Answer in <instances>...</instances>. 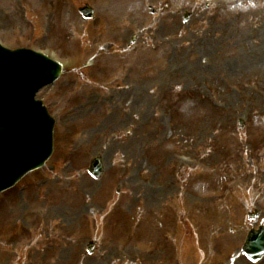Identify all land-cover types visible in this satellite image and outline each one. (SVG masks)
Instances as JSON below:
<instances>
[{"label":"rangeland","instance_id":"obj_1","mask_svg":"<svg viewBox=\"0 0 264 264\" xmlns=\"http://www.w3.org/2000/svg\"><path fill=\"white\" fill-rule=\"evenodd\" d=\"M86 3L96 9L93 20L79 13ZM185 11L192 12L187 21ZM0 35L12 47L54 49L71 66L40 94L61 122L52 163L0 201L7 221L0 241L32 245L0 249V264L36 259L40 235H28L21 224L39 210L50 206L46 224H54V212L57 224H88L79 217L83 205L71 209L63 194L91 193V205L107 211L118 189L129 190L128 206L143 203L146 197L131 191L139 181L169 199L164 221L154 222L200 224L204 240L196 254L217 246L205 243L215 224H225L219 240L227 252H239L249 207L264 191V0H0ZM94 53L97 65L83 69ZM96 154L106 166L99 180L87 172ZM186 154L199 164L179 173ZM116 216L103 221L99 213L90 224H117ZM121 224L116 235L125 238L131 222ZM223 262L210 255L198 264ZM245 263L254 264L239 257L237 264Z\"/></svg>","mask_w":264,"mask_h":264},{"label":"water","instance_id":"obj_2","mask_svg":"<svg viewBox=\"0 0 264 264\" xmlns=\"http://www.w3.org/2000/svg\"><path fill=\"white\" fill-rule=\"evenodd\" d=\"M82 12H84L86 15L92 14V11L86 10V9H82ZM14 55H17V54L14 53ZM5 57H6V51L0 48V62H6L5 61ZM9 58H10V56H9ZM92 171L94 173H96V174L100 173V171H101V163H100L99 159H96L95 161H93V163H92ZM250 246H252V247L254 246L253 248L255 250L253 251V254L260 253V251H259L260 247H261L260 244L259 245H253V243H249V245L247 247L251 248ZM253 248H251V250Z\"/></svg>","mask_w":264,"mask_h":264},{"label":"bare ground","instance_id":"obj_3","mask_svg":"<svg viewBox=\"0 0 264 264\" xmlns=\"http://www.w3.org/2000/svg\"><path fill=\"white\" fill-rule=\"evenodd\" d=\"M252 62V61H251ZM251 62H249V63H251Z\"/></svg>","mask_w":264,"mask_h":264}]
</instances>
